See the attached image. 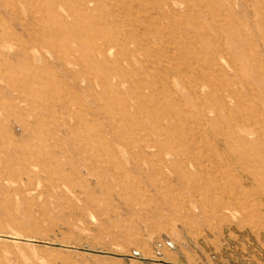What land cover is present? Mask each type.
Here are the masks:
<instances>
[{"label":"rangeland","instance_id":"rangeland-1","mask_svg":"<svg viewBox=\"0 0 264 264\" xmlns=\"http://www.w3.org/2000/svg\"><path fill=\"white\" fill-rule=\"evenodd\" d=\"M0 264H264V0H0Z\"/></svg>","mask_w":264,"mask_h":264},{"label":"bare ground","instance_id":"bare-ground-1","mask_svg":"<svg viewBox=\"0 0 264 264\" xmlns=\"http://www.w3.org/2000/svg\"><path fill=\"white\" fill-rule=\"evenodd\" d=\"M43 151V150H42ZM135 161V160H134ZM79 167V166H78ZM84 167V166H83ZM67 169V168H66ZM86 169V168H85ZM143 169V168H142ZM112 170V169H111ZM82 171V170H81ZM88 172V171H87ZM123 173V172H122ZM67 174V173H66ZM87 174V173H86ZM115 175V174H114ZM99 182V181H98Z\"/></svg>","mask_w":264,"mask_h":264}]
</instances>
